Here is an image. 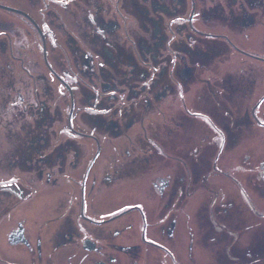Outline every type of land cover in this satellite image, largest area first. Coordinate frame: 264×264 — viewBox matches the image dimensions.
Segmentation results:
<instances>
[{
	"label": "flooded vegetation",
	"instance_id": "flooded-vegetation-1",
	"mask_svg": "<svg viewBox=\"0 0 264 264\" xmlns=\"http://www.w3.org/2000/svg\"><path fill=\"white\" fill-rule=\"evenodd\" d=\"M0 6V264H264V0Z\"/></svg>",
	"mask_w": 264,
	"mask_h": 264
},
{
	"label": "water",
	"instance_id": "water-1",
	"mask_svg": "<svg viewBox=\"0 0 264 264\" xmlns=\"http://www.w3.org/2000/svg\"><path fill=\"white\" fill-rule=\"evenodd\" d=\"M0 8H2V9H4V10L6 9V8H4V7H1V6H0Z\"/></svg>",
	"mask_w": 264,
	"mask_h": 264
},
{
	"label": "rangeland",
	"instance_id": "rangeland-1",
	"mask_svg": "<svg viewBox=\"0 0 264 264\" xmlns=\"http://www.w3.org/2000/svg\"><path fill=\"white\" fill-rule=\"evenodd\" d=\"M1 14V13H0Z\"/></svg>",
	"mask_w": 264,
	"mask_h": 264
}]
</instances>
